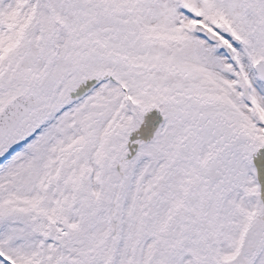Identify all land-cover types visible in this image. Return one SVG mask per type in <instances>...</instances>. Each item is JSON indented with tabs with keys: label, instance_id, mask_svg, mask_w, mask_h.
I'll return each instance as SVG.
<instances>
[{
	"label": "snow or ice",
	"instance_id": "obj_1",
	"mask_svg": "<svg viewBox=\"0 0 264 264\" xmlns=\"http://www.w3.org/2000/svg\"><path fill=\"white\" fill-rule=\"evenodd\" d=\"M0 264H264V0H0Z\"/></svg>",
	"mask_w": 264,
	"mask_h": 264
}]
</instances>
